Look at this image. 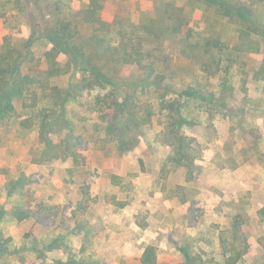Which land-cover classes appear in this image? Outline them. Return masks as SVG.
<instances>
[{"label": "rangeland", "instance_id": "rangeland-1", "mask_svg": "<svg viewBox=\"0 0 264 264\" xmlns=\"http://www.w3.org/2000/svg\"><path fill=\"white\" fill-rule=\"evenodd\" d=\"M100 1L101 31L85 18L90 0H0V66L46 68L51 29L68 22L75 46L103 38L99 54L141 42L170 89L137 91L152 120L120 153L95 104L105 90L84 88L87 72L61 50L65 72L42 76L0 120V264H142L148 245L158 264H228L233 247L244 253L230 264H264V0ZM107 57L103 71L122 70ZM71 83L77 98L55 102L51 86ZM188 87L207 100L171 90ZM180 138L190 168L177 163Z\"/></svg>", "mask_w": 264, "mask_h": 264}, {"label": "trees", "instance_id": "trees-1", "mask_svg": "<svg viewBox=\"0 0 264 264\" xmlns=\"http://www.w3.org/2000/svg\"><path fill=\"white\" fill-rule=\"evenodd\" d=\"M104 1V0H103ZM211 2L212 0H208ZM100 0H90L89 6L86 9L85 18L97 29L107 30L109 22L97 13V6ZM214 4L215 2L212 1ZM222 8L223 13L232 16L237 14L241 19H245L247 13L244 10L237 12L229 6H226L222 1H217ZM181 26L173 25V31L179 32ZM76 27H71L70 23L61 22V24L55 25L51 29L53 33V47L49 49L45 54L46 68L39 69V63L30 68L29 72H21L15 70V64L9 62L8 58L5 62V66H0V120L6 118L15 109L14 99L19 95L24 94L26 91L36 87L41 83L42 76H48L49 78L54 76H60L65 72L64 67L59 65L57 57L61 54L62 49H66L70 55V61L67 67L73 69V71H84L83 77L80 80V84L84 88L94 89L101 88L105 90L104 93L96 96L95 104L99 111L100 117L107 123V131L110 136L116 141L117 148L120 153L131 152L140 144V129L144 125H148L152 120L153 110L150 104H144L139 101L140 97L137 95V91H145L147 89H165L169 91L170 84L166 81L167 76L163 72H159L155 68V60H150L152 53L150 50H145L141 42L129 44L128 49L124 53L120 54L118 48L113 51L112 46H108L106 50H102L103 38L99 35H95V39L85 42L80 46H75L73 43V37L75 36ZM49 36V35H48ZM13 55L15 49L12 50ZM101 55H108L107 59L113 60V63L122 67L119 69H111L108 72L103 71L102 68L107 63L100 64L99 57ZM148 61V62H147ZM15 62V60H14ZM17 62V61H16ZM15 62V63H16ZM108 65V64H107ZM138 65L139 68L144 70V74L141 76H125L123 75V67ZM73 76V75H72ZM72 81V80H71ZM51 90L55 91V102H62L65 104L71 99L77 98L78 94L74 84H69L65 88L59 86H51ZM123 90L130 91L122 94ZM178 98H190L207 100V96L201 93L196 88H185L180 91H175ZM133 91V94H130ZM212 95V94H211ZM139 99V100H138ZM212 96L211 101H214ZM163 107L169 108L167 104L170 102V106H173L172 100H167L165 97L161 98ZM144 104V105H142ZM186 118L180 116L176 120V125L179 126L186 123ZM175 125V123H173ZM175 125V126H176ZM45 125H42L43 134H45ZM183 138H180L179 155L181 159L177 160L179 165L190 166L193 163V158L190 154L184 152L185 146ZM17 189V187H15ZM17 219L22 221L29 217V214L25 211L19 210L16 214ZM235 234L240 233L239 224L237 221L234 223ZM241 249V248H237ZM235 247L231 248V253L226 256L228 264L236 262L243 255V252L237 251ZM61 264H74L61 263ZM142 264H158L156 249L153 245H148L142 256Z\"/></svg>", "mask_w": 264, "mask_h": 264}]
</instances>
